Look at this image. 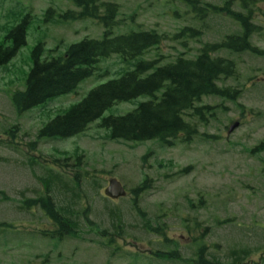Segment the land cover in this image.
I'll use <instances>...</instances> for the list:
<instances>
[{
    "label": "rangeland",
    "instance_id": "374dc122",
    "mask_svg": "<svg viewBox=\"0 0 264 264\" xmlns=\"http://www.w3.org/2000/svg\"><path fill=\"white\" fill-rule=\"evenodd\" d=\"M199 1L220 6L228 0ZM257 1L254 22L262 30L249 41L264 51V0ZM114 2L119 12L113 37L150 30L167 36L138 59L158 61V67L179 55L193 59L204 43L242 34L229 18L219 14L201 21L179 2ZM233 10L240 11L237 4ZM69 11L78 12L71 0H0V44L30 17L25 46L0 69V264H264V56L226 50L213 55L235 63V76L217 86L239 95L235 101L203 97L195 107L211 110L185 118L197 130L188 143L112 141L110 130L100 127L101 119L124 116L148 97L114 105L74 137L39 140L48 122L92 89L133 70L119 55L101 59L74 93L18 115L11 97L24 89L36 45H43L42 60H49L85 38H103L99 22L74 21L65 17ZM184 27L202 29V36L172 40ZM13 128L18 130L8 135ZM145 179L148 187L136 191ZM110 180L121 184L124 197L104 196ZM47 190L75 223L73 238L41 236L54 227L38 207L24 206ZM199 254L204 262H198Z\"/></svg>",
    "mask_w": 264,
    "mask_h": 264
},
{
    "label": "trees",
    "instance_id": "16d2710c",
    "mask_svg": "<svg viewBox=\"0 0 264 264\" xmlns=\"http://www.w3.org/2000/svg\"><path fill=\"white\" fill-rule=\"evenodd\" d=\"M114 1L71 0L78 12L69 11L65 17L74 21L92 19L99 22L104 29L103 38H85L69 46L62 57L49 60H42L43 45H36L31 53L32 67L27 74L24 89L14 92L11 97L14 110L21 115L52 99L74 93L82 81L93 75L101 59L119 55L126 63L133 64V70L92 89L81 102L48 122L38 132V139L64 140L74 137L86 131L90 124L101 119L114 105L148 97L146 102L124 116L101 119L100 127L110 130L112 141L137 144L154 141L168 147L177 140L188 143L197 134V130L185 118H201L204 112L211 110L208 106L195 107L203 97L235 101L239 95L236 89L217 86L221 79L235 76V63L213 55L226 50L235 54L249 52L264 56V51L252 46L249 41L254 33L262 30L254 22L260 11L257 8L258 1L228 0L219 6L199 0H171L188 7L193 17L201 21L221 14L238 24L242 34L227 35L217 43H204L193 59L179 55L172 63L161 67L156 65L158 61L138 59L158 48L167 36L150 30L113 37L112 30L118 24L119 12V5ZM234 4H237L239 12L233 10ZM260 16L264 19V13ZM29 20L27 16L13 27L0 44V69L8 65L25 46ZM201 30L184 27L180 35L172 37V40L182 35L199 38L203 33ZM16 130L13 128L7 134L12 136ZM34 147L35 143L29 144V148ZM148 182L145 179L135 190L145 191ZM23 204L27 208L38 207L54 227L53 231L42 232L41 236L60 241L73 238L75 223L56 208L48 190L44 196ZM85 223L91 224L87 219ZM111 243L107 241L109 246ZM167 256L173 259L176 255L172 253ZM201 257L199 254L198 262H204Z\"/></svg>",
    "mask_w": 264,
    "mask_h": 264
},
{
    "label": "water",
    "instance_id": "95a60500",
    "mask_svg": "<svg viewBox=\"0 0 264 264\" xmlns=\"http://www.w3.org/2000/svg\"><path fill=\"white\" fill-rule=\"evenodd\" d=\"M237 124L232 125L228 132L231 133L234 129H236ZM126 195L125 190L121 186L119 182L116 180H110L108 182L107 188L104 190V196L110 200H117Z\"/></svg>",
    "mask_w": 264,
    "mask_h": 264
}]
</instances>
